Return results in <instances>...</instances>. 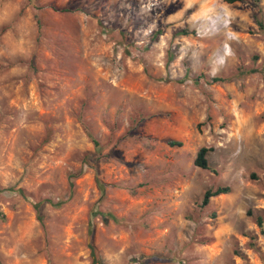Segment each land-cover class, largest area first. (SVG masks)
<instances>
[{
    "label": "rangeland",
    "instance_id": "374dc122",
    "mask_svg": "<svg viewBox=\"0 0 264 264\" xmlns=\"http://www.w3.org/2000/svg\"><path fill=\"white\" fill-rule=\"evenodd\" d=\"M257 20L264 0H0V264H264Z\"/></svg>",
    "mask_w": 264,
    "mask_h": 264
},
{
    "label": "trees",
    "instance_id": "16d2710c",
    "mask_svg": "<svg viewBox=\"0 0 264 264\" xmlns=\"http://www.w3.org/2000/svg\"><path fill=\"white\" fill-rule=\"evenodd\" d=\"M224 2L231 4L234 2H241L242 0H223ZM257 25L259 27V29L261 31L264 32V24L261 20H257ZM95 147H97V142L93 141ZM168 144L170 145H181L179 142H168ZM208 152H210V149L207 148H201L199 149V151L197 152L195 159L193 161V165L195 167H198L202 170H209L210 166L208 164V160H207V156H208ZM10 190H14V189H10ZM18 193H21V190H17ZM229 193V188L227 187H218L214 190H207L204 192L202 200H201V206L204 207L208 204L209 200L213 197H217L219 195H224ZM263 201H264V196H263ZM37 209V206H35ZM39 220H41L40 216H38ZM256 224L257 226L262 229L263 228V217L261 215H258L256 217ZM90 254L92 257V264H102V261L100 260V258L98 257L97 251L93 246H90Z\"/></svg>",
    "mask_w": 264,
    "mask_h": 264
}]
</instances>
